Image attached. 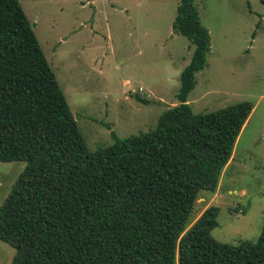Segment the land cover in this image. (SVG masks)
<instances>
[{
  "label": "trees",
  "instance_id": "obj_1",
  "mask_svg": "<svg viewBox=\"0 0 264 264\" xmlns=\"http://www.w3.org/2000/svg\"><path fill=\"white\" fill-rule=\"evenodd\" d=\"M173 28L195 46L178 104L92 151L20 0H0V161L27 162L0 208L12 264H264V229L232 244L212 235L219 206L196 219L255 103L195 113L189 95L211 51L195 0L180 1Z\"/></svg>",
  "mask_w": 264,
  "mask_h": 264
},
{
  "label": "rangeland",
  "instance_id": "obj_2",
  "mask_svg": "<svg viewBox=\"0 0 264 264\" xmlns=\"http://www.w3.org/2000/svg\"><path fill=\"white\" fill-rule=\"evenodd\" d=\"M180 1L20 0L92 151L113 144V132L123 139L156 127L178 104L181 74L195 50L173 28ZM195 4L211 51L189 95L194 112L255 103L217 192L201 194L196 219L219 206L214 238L255 241L264 229V3ZM26 166L0 161V208ZM16 253L0 240V264H12Z\"/></svg>",
  "mask_w": 264,
  "mask_h": 264
},
{
  "label": "crops",
  "instance_id": "obj_3",
  "mask_svg": "<svg viewBox=\"0 0 264 264\" xmlns=\"http://www.w3.org/2000/svg\"><path fill=\"white\" fill-rule=\"evenodd\" d=\"M231 164V162L228 164V165H230ZM227 168V167H226ZM226 170V169H225Z\"/></svg>",
  "mask_w": 264,
  "mask_h": 264
}]
</instances>
